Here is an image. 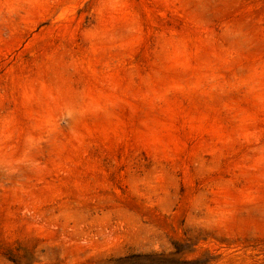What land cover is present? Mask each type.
<instances>
[{"label":"rangeland","instance_id":"374dc122","mask_svg":"<svg viewBox=\"0 0 264 264\" xmlns=\"http://www.w3.org/2000/svg\"><path fill=\"white\" fill-rule=\"evenodd\" d=\"M0 264H264V0H0Z\"/></svg>","mask_w":264,"mask_h":264}]
</instances>
